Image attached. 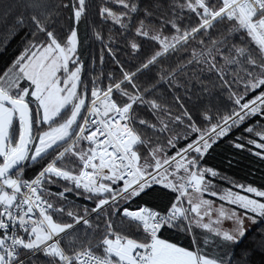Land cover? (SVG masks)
<instances>
[{
	"label": "snow or ice",
	"instance_id": "obj_1",
	"mask_svg": "<svg viewBox=\"0 0 264 264\" xmlns=\"http://www.w3.org/2000/svg\"><path fill=\"white\" fill-rule=\"evenodd\" d=\"M107 2L119 10L101 7L102 19H111L123 32L135 29L134 37L128 38L133 53L142 47L136 37L158 45L136 71L120 65L121 79L109 73L106 84L94 77L89 87L81 79L76 29L62 39L40 18L45 15L40 12L30 19L33 36L42 33L43 39L30 41L0 74V264H28L29 260L36 264L34 258L40 253L47 258L43 264H236V249L254 231L249 223L264 228V189L230 181L231 188L218 191L206 175L219 173L201 161L214 145L249 120L243 131L253 133L260 127L255 135L264 141V0H183L179 5L173 0L180 12L173 10L168 19L160 17L158 27L151 18L153 9L162 7L160 0ZM29 7L43 5L33 0ZM71 8L79 23L86 0H73ZM225 24L228 36L239 34L243 42L233 43L227 54L221 47L227 37L215 40L210 36V30ZM16 26H25L23 16L15 18L10 34ZM205 35L211 48L203 47ZM96 36L102 39L99 33ZM193 40H199L202 47L193 49L188 63L215 72L231 101L229 110L217 115L215 123L209 111L203 112L205 127L187 110L173 116L162 109L136 83L138 73ZM100 59L103 62V55ZM113 59L119 65L114 54ZM224 65L232 67L226 71ZM233 85H242V90ZM144 106L157 123L139 116L137 109ZM161 111L167 119L158 115ZM177 124L186 131H175ZM147 129L153 135L167 133L166 142L153 143L145 135ZM243 139L238 136L233 146L244 149L245 144L238 142ZM247 143L264 149V142L248 139ZM29 168L36 171L26 178ZM52 185L59 191H52ZM155 185L177 194L168 210L161 213L146 205L132 210V201L148 195ZM69 193L94 200L95 206L79 215L66 204L56 203L68 201ZM91 213L97 219L103 216V228L92 223ZM65 215L70 221L63 219ZM115 218L135 232L118 231ZM225 220L231 222L230 227H223ZM76 225L87 226L92 234L101 229L97 243L89 239L76 246L69 240L65 246L63 241L75 237ZM166 228L188 233L200 228L211 235H204L202 242L194 238V247L186 248L161 238ZM87 229L85 235H90ZM260 240L242 250L244 264H257V256L264 264V235ZM231 245L236 248L230 249Z\"/></svg>",
	"mask_w": 264,
	"mask_h": 264
},
{
	"label": "trees",
	"instance_id": "obj_2",
	"mask_svg": "<svg viewBox=\"0 0 264 264\" xmlns=\"http://www.w3.org/2000/svg\"><path fill=\"white\" fill-rule=\"evenodd\" d=\"M32 2L33 0H0V74L13 64L30 41L43 39L42 33L33 36L32 33L35 29L34 26H31L30 19L32 14L39 15L40 12L45 13L40 18L46 20L50 27H54L62 39L69 34L70 29H76L79 38L78 54L82 63L81 79L89 87H91L94 77H100L106 84L107 80L104 78L109 73L116 80L121 79L120 65H123L126 71H136L141 63L151 55L153 50L158 48L154 41L136 37L142 47L140 51L133 53L128 46V38L134 37L135 29H132L131 32H123L120 26L114 24L111 19L105 20L100 16V9L104 6L112 7L114 11L119 10L118 6L108 3L107 0H86V11L79 23H76L73 17L71 8L73 0H40L43 5L40 9L29 7ZM144 2H147V0H144ZM160 3L162 7L153 9L154 16L151 18L157 27L160 23V17L168 19L172 16L173 10L177 13L180 12L179 7L175 5L183 3V0H175V5H173V0H160ZM64 4H68V7H63ZM17 16L24 17L25 26H16L14 34H10ZM226 29L227 25L225 24L220 25L215 30H210L212 39L222 40L227 37L226 45H221L225 54H227L228 48L233 43L243 44L239 39V34L228 36ZM165 32L167 33V29H165ZM96 33H99L102 39H98ZM202 39L205 41L203 47H212L208 43V35L203 36ZM251 46L255 47V45ZM201 47L199 40H193L185 49L161 57L158 63L138 73L136 83L141 91L147 89L148 91L145 95L149 99L157 101L162 109L171 112L173 116L180 115L184 110H187L202 127H205L208 126V122L203 119L202 113L209 111L214 118L212 122L215 123L217 115H224L229 110L231 101L228 98L227 90L221 86V82L215 72L207 71L202 64L188 63L193 49L199 50ZM109 49L112 50L111 53ZM113 54L119 61V65L113 59ZM101 55H103V62L100 59ZM216 55L219 60V55ZM220 64H223V61H220ZM224 67L227 71L232 66L224 65ZM162 76L165 78L161 79ZM169 76L171 79H168ZM233 87H240L242 90V85H233ZM137 111L140 117L157 123L156 117L148 110L147 106L140 107ZM158 115L167 119L164 111L159 112ZM247 124L249 123L246 122L240 128H234L228 136H225L217 145H214L213 149L201 161L203 166L215 169L219 173L216 177L206 175V179L212 181L218 191L224 188H231L232 184L230 181L264 189V155L255 154L257 152L264 154V149H257L254 145L247 143L248 139H255L257 142L262 141L255 135V132L259 131L258 128L253 133L243 131ZM175 131L183 132L186 129L177 124ZM145 135L146 137H151L153 143H165L168 136L167 133L153 135L151 129H147ZM156 135L161 137L159 141H156ZM241 135L245 139L238 142L244 143L245 148L236 149L232 142L236 141L237 137ZM181 143H184V141H181ZM172 151H175V149ZM35 171V168L27 169L25 172L26 178H31ZM221 177H227L228 179H221ZM49 187L52 191H59L55 185ZM235 190L239 191V189ZM176 195L170 189L155 185L148 195L143 196L142 199L136 198L133 200L131 209L135 210L137 205H146L164 213L174 202ZM52 199L55 200L54 197ZM56 203L58 205L66 204L68 208L79 215L84 214L86 207L91 209L95 206L94 200H86L83 195L77 197L73 193L68 194V201L56 200ZM96 217V213H91L89 219L94 225L99 224L103 228V216L100 219ZM63 219L70 221V218L66 215ZM115 221V227L118 231L126 232L129 235L135 232L131 225L127 223L121 224L118 218H115ZM76 229L78 231L75 237H69L68 240L63 241L65 246L68 245L69 240H72L76 246H80L81 244H87L89 239L95 245L102 234L101 229H97L92 234V229H87V226L76 225ZM85 229L90 235H85ZM253 229L251 236L236 249V264H244L240 255L244 248L249 247L253 242L257 245L262 242L260 237L264 235V228L255 225ZM206 234L211 235V233H207V230L200 228H195L194 233L166 228L162 230L160 235L161 238L177 243L179 246L192 248L194 247L192 244L193 239L195 238L202 242ZM234 248H236V245L230 246V249ZM34 259L36 264H43L47 258L40 253ZM256 262L261 264L258 256L256 257ZM28 264H32V261L29 260Z\"/></svg>",
	"mask_w": 264,
	"mask_h": 264
},
{
	"label": "rangeland",
	"instance_id": "obj_3",
	"mask_svg": "<svg viewBox=\"0 0 264 264\" xmlns=\"http://www.w3.org/2000/svg\"><path fill=\"white\" fill-rule=\"evenodd\" d=\"M78 47H79V38H78ZM78 50V49H77ZM253 119H255V118H253ZM248 123H251L252 121L251 120H249V121H247ZM258 128V130L259 131H261L262 129L260 128V127H257ZM262 142H264V141H262ZM205 198H209V197H207V196H205ZM211 199H213V200H216V198H214V197H212ZM218 203H220L219 201H217V204ZM226 207H232V208H235V206H232V205H226ZM239 211H243L242 209H239ZM205 221H207V217L205 218ZM230 225H231V222L230 221H227V220H225L224 221V223H223V227H225V228H228V227H230ZM255 225H251L250 223H249V227L250 228H253Z\"/></svg>",
	"mask_w": 264,
	"mask_h": 264
}]
</instances>
